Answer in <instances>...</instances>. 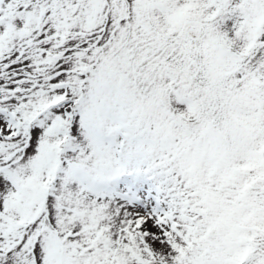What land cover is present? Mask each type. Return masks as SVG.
Wrapping results in <instances>:
<instances>
[{"label":"snow or ice","instance_id":"1","mask_svg":"<svg viewBox=\"0 0 264 264\" xmlns=\"http://www.w3.org/2000/svg\"><path fill=\"white\" fill-rule=\"evenodd\" d=\"M0 264H264V0H0Z\"/></svg>","mask_w":264,"mask_h":264}]
</instances>
